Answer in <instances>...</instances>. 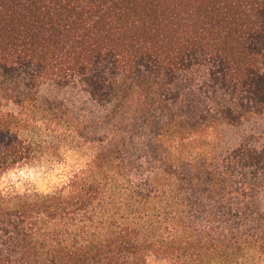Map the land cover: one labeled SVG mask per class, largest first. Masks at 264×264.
Returning <instances> with one entry per match:
<instances>
[{"label":"trees","instance_id":"1","mask_svg":"<svg viewBox=\"0 0 264 264\" xmlns=\"http://www.w3.org/2000/svg\"><path fill=\"white\" fill-rule=\"evenodd\" d=\"M62 147L0 264H264V0H0V172Z\"/></svg>","mask_w":264,"mask_h":264},{"label":"clouds","instance_id":"2","mask_svg":"<svg viewBox=\"0 0 264 264\" xmlns=\"http://www.w3.org/2000/svg\"><path fill=\"white\" fill-rule=\"evenodd\" d=\"M66 178H48L34 171L28 166H13L0 172V195L15 193L21 195L27 186L34 187L38 191L45 190L49 182L59 183Z\"/></svg>","mask_w":264,"mask_h":264},{"label":"rangeland","instance_id":"3","mask_svg":"<svg viewBox=\"0 0 264 264\" xmlns=\"http://www.w3.org/2000/svg\"><path fill=\"white\" fill-rule=\"evenodd\" d=\"M62 148H61L62 149L61 155L58 159L55 160V163L50 165L47 162L42 161L41 162L42 164H33V165L29 166V168L40 173L42 176L48 177L50 179L51 178H62V177H64L65 172H67V170L71 166L76 164V162H75L76 156H74L72 153L69 152L71 150V148L70 149H68L66 147H62ZM55 184L56 183L49 182L48 184H46L44 186L45 190L39 191V192H44ZM32 188H34V187H32Z\"/></svg>","mask_w":264,"mask_h":264}]
</instances>
